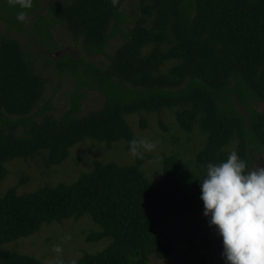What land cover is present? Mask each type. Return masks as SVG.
<instances>
[{
    "label": "trees",
    "instance_id": "1",
    "mask_svg": "<svg viewBox=\"0 0 264 264\" xmlns=\"http://www.w3.org/2000/svg\"><path fill=\"white\" fill-rule=\"evenodd\" d=\"M20 11L27 22L16 19ZM0 19V186L13 158L39 156L49 168L84 138L106 145L123 139L129 149L132 139H142L126 118L133 112L172 109L180 128L197 125L202 133L189 161L162 153L156 182L141 168L150 157L144 151L143 159L123 164L92 158L91 168L71 181L21 192L6 187L0 192V264H43L44 258L4 244L43 223L83 214L99 227L86 239L109 240L72 260L62 257L65 264H146L150 255L167 257L174 245L163 235L165 220L171 212L204 208L199 177L207 165L236 151L250 171L264 154V110L256 105L264 100V0H118L115 6L111 0H32L30 9L0 0ZM56 25L79 40L82 55H51ZM21 32L29 46L16 36ZM112 37L119 42L107 51ZM97 54L105 60L84 57ZM46 70L72 84L62 109L46 94L52 84ZM87 90L99 100L84 110ZM146 123L141 116L140 126ZM158 123L167 129L161 117ZM28 179L24 174L20 181ZM174 264L207 259L185 251Z\"/></svg>",
    "mask_w": 264,
    "mask_h": 264
},
{
    "label": "rangeland",
    "instance_id": "2",
    "mask_svg": "<svg viewBox=\"0 0 264 264\" xmlns=\"http://www.w3.org/2000/svg\"><path fill=\"white\" fill-rule=\"evenodd\" d=\"M0 28H4L2 19H0ZM16 36L23 42L24 46H29V37L26 32L18 33ZM53 38L58 46L50 52L52 56L56 57L63 52H69L72 55L83 54L79 40H75L64 26L56 25L54 27ZM118 42L116 37H112L106 50L111 51ZM45 50L49 52L47 48ZM84 57L94 62L105 60V55L103 54L84 55ZM40 64L44 68L42 59H40ZM46 71L51 77L50 80H52V84L48 87L46 94L53 93L54 105L58 109H62L72 84L68 76L62 75V77H59L57 73ZM55 85H58V87H56L54 92H51V88H54ZM98 100L99 95L95 90H87L81 106L84 110L95 107ZM256 105L259 109L264 110V100L257 102ZM141 116H144L147 121L143 127L140 126ZM159 117L165 122L167 129H162L159 125ZM126 118L133 130L142 139L157 142L154 150L146 151L150 154V157L141 165L145 174L153 182H156L160 175L162 153L177 152L181 161L184 162L190 160L189 157L192 155V150L201 146L202 133L199 127L195 125L188 131L180 128L172 109H164L159 112H133L126 115ZM95 157L104 161L114 160L120 164L132 162L134 159L130 149L125 147L123 139L115 141L111 145H106L103 141L95 140L93 142L84 138L70 148L68 157L49 168H45L39 156H35V158L19 157L9 160L6 163L8 172L1 182L0 192H3L10 185H16L17 191L21 192L31 190L44 183L53 184L59 180L71 181L81 171L91 168V159ZM257 167H264V154L256 156L250 171L255 170ZM24 174H28L29 179L23 182L20 180ZM203 212L204 208L192 214L171 212L165 220L163 235L174 245L173 251L170 255L163 258L150 255L146 264H174L178 254L185 251L204 254L207 264H226V260L222 256L223 239L218 235L214 225L209 226L210 217L204 216ZM98 228L97 224L87 214H83L77 218L63 219L60 222L43 223L36 232L6 242L4 246L42 257L45 261L51 262L55 260L57 255L52 250L53 246L61 245L62 253L60 255L67 260H72L83 251H96L107 243L109 240L108 236L97 240L86 239L88 233ZM69 234L71 239L65 241Z\"/></svg>",
    "mask_w": 264,
    "mask_h": 264
},
{
    "label": "clouds",
    "instance_id": "3",
    "mask_svg": "<svg viewBox=\"0 0 264 264\" xmlns=\"http://www.w3.org/2000/svg\"><path fill=\"white\" fill-rule=\"evenodd\" d=\"M7 3L21 9L32 7V0H7ZM111 3L115 6L118 0ZM16 19L27 22V13L20 11ZM156 143L134 138L129 142L130 153L143 159L144 151L154 150ZM246 167V161L232 151L226 161L209 163L205 174L199 177L203 214L210 217L209 226L214 225L223 239L222 256L226 264H264V167L253 171H246ZM70 239L69 234L65 241ZM52 250L57 254L54 264H65L60 255L61 245H54Z\"/></svg>",
    "mask_w": 264,
    "mask_h": 264
}]
</instances>
